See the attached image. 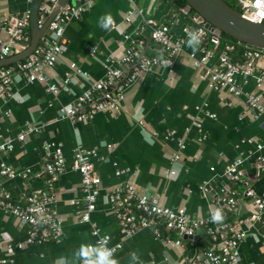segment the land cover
Instances as JSON below:
<instances>
[{"label":"crops","instance_id":"obj_1","mask_svg":"<svg viewBox=\"0 0 264 264\" xmlns=\"http://www.w3.org/2000/svg\"><path fill=\"white\" fill-rule=\"evenodd\" d=\"M33 3L34 0H0V38H7L6 22L32 14ZM104 13H111L114 19L111 30L98 26ZM193 16L183 13L173 0H95L79 19L67 25L63 55L51 71L53 78L73 75L70 64L75 63L91 79L74 75L71 83L54 96L44 84H31L21 73H15L12 96L0 99V142L12 140L14 149L0 153V164L5 162L31 173L27 178L3 180L2 188L13 201L22 202L25 193L45 187L43 144L61 143L65 172L55 183L54 204L61 232L57 241L20 249L17 245L27 240L30 226L0 209V264H60L62 258L66 264H79L82 259L77 252L81 244L96 246L94 226L111 246L121 244L114 256L118 264H130L132 253L140 262L178 264L185 258L200 262L211 244L203 231L192 239L162 227L163 236L180 239V246L164 242L153 228L126 236L110 208L109 191L127 181L134 182L144 193L161 194L168 207L185 208L195 221L211 218L219 209L223 220L218 224L235 223L247 233L239 244L236 264H264V214L261 221L250 225L247 219L255 206L249 197H238L237 210L225 204L234 187L225 172L239 158L243 160L240 168L245 181L256 193L264 195V172L256 165V157L264 156V115L255 118L244 96L209 89L207 70L195 68L189 57L193 49L186 43V28L192 24ZM148 20L169 24L173 39L183 41L184 53L173 66H161L134 79L126 88L120 108L99 112L88 121L72 123L62 119L61 107L76 101L93 81L104 78L113 58L115 66L128 69L117 59L131 50L134 40L143 41L141 53L164 55L151 39ZM28 29L31 32V26ZM45 36H50L49 30ZM194 53L201 55L199 48ZM218 61L216 50L209 66ZM236 78L246 92L259 95L264 103V59L258 60L253 73L237 74ZM27 123L35 124L41 131L22 142L18 135ZM259 144L263 145L261 149ZM77 146L98 153L94 162L102 186L91 223L81 222L79 217L85 200L82 176L74 168ZM176 152L181 153V159L175 162L172 157ZM9 244L12 252L8 251Z\"/></svg>","mask_w":264,"mask_h":264},{"label":"built area","instance_id":"obj_2","mask_svg":"<svg viewBox=\"0 0 264 264\" xmlns=\"http://www.w3.org/2000/svg\"><path fill=\"white\" fill-rule=\"evenodd\" d=\"M31 1V0H30ZM95 0H69L61 7L58 14L50 22L48 30L50 36H43L38 46L24 60L14 65L5 66L0 71V99H9L12 96V83L15 73L19 72L31 84L41 83L54 96H57L62 87H67L74 75H83L91 79L87 72H83L75 63H71L74 74H66L61 78H53L51 71L63 55L66 43L65 32L67 25L75 19H79ZM243 15L257 23L264 22V0H238ZM60 0H41L39 7V27H43L49 16L53 13ZM190 7H182V12L187 14ZM31 21V13L23 18L15 19L5 23L6 39L0 38V60L7 59L24 51L30 44L32 35L28 29ZM152 27L151 39L156 42L164 53L163 56H149L141 53L144 43L134 40V46L126 54L117 59L124 70L118 65L107 66L104 78L93 81L88 90L80 95L76 101L62 106L60 115L62 119L70 120L72 123L91 120L97 113L120 108L126 97V88L139 76H142L158 67L173 66L175 60L184 53L183 41L174 40L171 27L166 23H157L148 20ZM196 31L199 33L201 44L199 46L200 56L192 52L189 54L195 68L207 70L209 89L215 91L226 90L234 96H244L249 108L253 111L255 118L264 115V103L259 95L246 92L238 82L236 75H249L254 72L259 59H264V49L255 48L240 40L237 42L221 40L218 36L208 30L204 24H199L195 15L192 24L186 28V34ZM242 49V60L234 57V51ZM216 50L219 51V61L213 66L209 62L214 57ZM54 80V81H52ZM2 111L0 110V114ZM9 115L10 112H6ZM214 117V114H211ZM197 123V122H196ZM40 127L33 123H27L18 140L24 142L33 133H39ZM172 135L169 134L168 138ZM185 145L180 142V148ZM262 144L258 145L261 149ZM45 151L44 171L47 175L45 187L29 191L24 194L22 202H15L8 192L2 188L3 180L16 177H29L30 170H20L6 164H0V209L8 214L16 216L19 220L29 224L30 230L25 242L18 243L17 247L22 249L47 240H59L61 232V220L54 204L57 200L55 183L65 172V158L62 144L55 142H44ZM14 149L12 140L0 142V153H8ZM98 157L95 149H85L77 146L74 151V168L82 176V191L84 193L85 207L79 212L81 222L91 223L92 214L97 210V202L101 193L102 179L97 171L94 159ZM181 159V153L173 154L172 160ZM243 160L239 158L226 170L225 175L232 181L234 187L229 190L225 204L231 210L239 207L240 195L249 197L255 211L247 219V223L253 225L261 221L264 214V195L256 193L244 179L240 166ZM256 165L260 172H264V156L256 157ZM118 174L121 171L117 172ZM172 174L175 171L172 170ZM205 191L207 188L203 186ZM110 208L120 221L126 236L136 232L153 228L158 237L171 246H180V239H174L170 235L163 236L161 228L168 232H176L181 236H193L197 229L205 228L211 244L199 264H236L238 262V247L247 233L235 223L218 224L213 223L211 218L195 221L187 214L183 207L171 208L163 204L162 195L159 193H144L138 186L127 181L113 187L109 191ZM93 234L96 236V245L104 243L113 251V257L121 248V244L111 246L109 239L103 236L100 230L94 226ZM264 239V238H263ZM94 246V245H93ZM8 251L12 252L11 244ZM79 264H83L80 262ZM142 264H168L166 262H142ZM178 264H196L191 259L185 258Z\"/></svg>","mask_w":264,"mask_h":264},{"label":"water","instance_id":"obj_3","mask_svg":"<svg viewBox=\"0 0 264 264\" xmlns=\"http://www.w3.org/2000/svg\"><path fill=\"white\" fill-rule=\"evenodd\" d=\"M69 0H60L53 13L49 16L43 27H39V7L41 0H34L31 14V33L32 39L29 46L22 52L0 60V67L18 63L27 58L38 46L41 38L48 31V27L53 18L58 14L61 7ZM187 5L195 12V17L199 24L214 34L221 36L223 32L233 36L243 43L249 44L255 48L264 49V22L257 23L246 18L242 11L232 7L225 0H185ZM221 203H224L223 201ZM205 229H197L196 234L189 238L196 239ZM196 264H199L197 262Z\"/></svg>","mask_w":264,"mask_h":264},{"label":"clouds","instance_id":"obj_4","mask_svg":"<svg viewBox=\"0 0 264 264\" xmlns=\"http://www.w3.org/2000/svg\"><path fill=\"white\" fill-rule=\"evenodd\" d=\"M97 23L101 29L111 30L114 19L111 13H104L99 17ZM186 43L188 47L193 49V52L197 51L201 44L199 33L196 31L189 32ZM17 79L19 80V77ZM222 220L221 211L219 209L215 210L211 215V221L218 223ZM77 255L83 260V264H118V261L113 257V251L106 246V241L96 246L81 244ZM60 264H66L65 259L62 258ZM130 264H142V262L139 261V257L135 253H132Z\"/></svg>","mask_w":264,"mask_h":264},{"label":"trees","instance_id":"obj_5","mask_svg":"<svg viewBox=\"0 0 264 264\" xmlns=\"http://www.w3.org/2000/svg\"><path fill=\"white\" fill-rule=\"evenodd\" d=\"M227 3H229L232 7L238 9L239 11H243L241 5L239 4L238 0H225ZM175 5H178L179 7H185L187 6V3L185 0H173ZM191 14H195L194 10L190 8L189 11ZM221 40L223 42L225 41H232V42H237L238 39L234 38L233 36L223 32L221 35ZM234 57H237V59L242 60V49L237 48L234 52Z\"/></svg>","mask_w":264,"mask_h":264}]
</instances>
